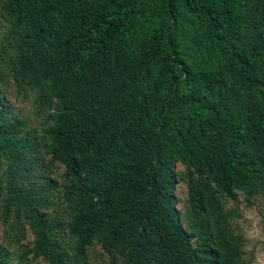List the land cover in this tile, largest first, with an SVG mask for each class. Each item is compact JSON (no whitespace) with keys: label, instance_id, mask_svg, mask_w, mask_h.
I'll return each instance as SVG.
<instances>
[{"label":"trees","instance_id":"obj_1","mask_svg":"<svg viewBox=\"0 0 264 264\" xmlns=\"http://www.w3.org/2000/svg\"><path fill=\"white\" fill-rule=\"evenodd\" d=\"M0 3L14 84L57 104L40 144L0 88L2 215L29 226L27 253L88 264L96 242L105 264H250L228 201L264 196V0ZM57 164L71 248L44 213Z\"/></svg>","mask_w":264,"mask_h":264},{"label":"rangeland","instance_id":"obj_2","mask_svg":"<svg viewBox=\"0 0 264 264\" xmlns=\"http://www.w3.org/2000/svg\"><path fill=\"white\" fill-rule=\"evenodd\" d=\"M11 24L6 17L0 3V74H4L0 79V88L7 101L10 111L17 113L25 118L30 127L35 130L40 144H42L44 129L49 115L57 109V104L51 109L39 110L35 104L36 94L28 89H18L11 78V74L6 65L12 48L9 44H15V40L10 34ZM4 51V54L2 51ZM6 52V53H5ZM41 164L48 162L49 156L44 153V148L39 147ZM176 170L185 171L181 164L176 166ZM65 168L57 164L51 171L50 177L57 183L53 191L52 204L44 210L49 217H56L63 223L60 231L61 242L71 248L73 239L69 235L68 222L70 215L63 198L62 186L64 184ZM1 184V179H0ZM188 188L186 182L181 181L176 188V196L181 200L187 199ZM3 196H0V243L5 247L9 254L11 264H46L43 258L34 259L32 254L27 253L34 246V235L29 226H24V237L19 236L18 230L13 227L11 221L6 222L2 215ZM183 206V202L177 205ZM228 207L235 210L234 220L235 232L242 237L243 248L246 258L250 264H264V196H259L248 201L242 193H237L236 199L228 201ZM88 264H105L108 261L107 253L100 244L94 242L88 248Z\"/></svg>","mask_w":264,"mask_h":264}]
</instances>
